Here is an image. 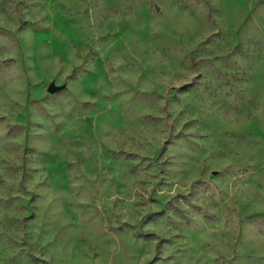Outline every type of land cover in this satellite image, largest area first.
Returning a JSON list of instances; mask_svg holds the SVG:
<instances>
[{
    "label": "rangeland",
    "instance_id": "obj_1",
    "mask_svg": "<svg viewBox=\"0 0 264 264\" xmlns=\"http://www.w3.org/2000/svg\"><path fill=\"white\" fill-rule=\"evenodd\" d=\"M0 264H264V0H0Z\"/></svg>",
    "mask_w": 264,
    "mask_h": 264
},
{
    "label": "water",
    "instance_id": "obj_2",
    "mask_svg": "<svg viewBox=\"0 0 264 264\" xmlns=\"http://www.w3.org/2000/svg\"><path fill=\"white\" fill-rule=\"evenodd\" d=\"M57 89H58V87H56L54 84H51L48 90H49L50 92H54V91H56Z\"/></svg>",
    "mask_w": 264,
    "mask_h": 264
}]
</instances>
